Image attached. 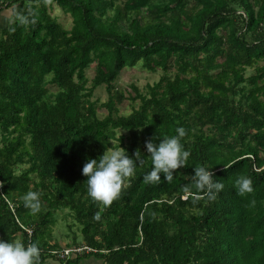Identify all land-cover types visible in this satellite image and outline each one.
<instances>
[{"label":"trees","instance_id":"obj_1","mask_svg":"<svg viewBox=\"0 0 264 264\" xmlns=\"http://www.w3.org/2000/svg\"><path fill=\"white\" fill-rule=\"evenodd\" d=\"M55 3L71 28L52 15ZM4 9L0 237L37 242L40 264H264V0H0ZM136 66L162 75L147 92L117 87ZM101 86L104 102L93 99ZM125 101L139 104L123 114ZM180 126L187 165L146 182V142ZM120 146L143 163L105 206L87 194L82 168ZM201 165L224 184L214 200L196 189ZM240 175L253 192L238 194ZM29 190L42 193L39 213L24 207ZM59 210L78 221L80 240H54ZM79 245L96 251L59 255Z\"/></svg>","mask_w":264,"mask_h":264},{"label":"clouds","instance_id":"obj_2","mask_svg":"<svg viewBox=\"0 0 264 264\" xmlns=\"http://www.w3.org/2000/svg\"><path fill=\"white\" fill-rule=\"evenodd\" d=\"M186 135V129L180 126L177 127L175 135H159L162 137L159 143L156 142V138L146 142L152 161L151 171L144 176L146 182H162L161 173L164 174L166 181H171L174 170L187 165L190 150L182 142ZM138 163H143L142 153L138 150L133 158L121 146L112 151H105L98 158H89L82 168V173L87 177V194L94 201L110 206L128 187L127 181L134 177ZM193 179L196 189L209 200H214L224 188V184L215 179L211 167L201 165L194 168ZM235 187L240 195L254 191L252 179L245 175L237 178ZM41 196L40 191H27L22 196L24 207L34 214L39 213L42 209ZM40 259L41 248L37 242L26 245L21 240H5L0 237V264H40Z\"/></svg>","mask_w":264,"mask_h":264},{"label":"rangeland","instance_id":"obj_3","mask_svg":"<svg viewBox=\"0 0 264 264\" xmlns=\"http://www.w3.org/2000/svg\"><path fill=\"white\" fill-rule=\"evenodd\" d=\"M8 14H11V11H8ZM52 15L57 17L58 20L62 24H64L65 27L71 28L72 17L70 16V14H67L64 10H62V8L58 6L56 3L53 4ZM95 67L96 64L94 63L87 70V75L89 79H92L95 76ZM254 70H255L254 68L250 67L248 70V75L251 74L252 71L254 72ZM161 75H162L161 70H158L156 72H150L146 69H142L141 66L128 67L121 72L116 82V86L119 88H127V91L131 92L130 86L131 84H135L140 88V90H142L143 92H147V85L154 84L157 81H159ZM54 90L55 88L53 87L52 91ZM93 99L95 100L99 99L102 102L106 101L108 99V92L106 90V87L101 86L97 88V90L94 93ZM138 104L139 103H135L134 105H131L130 101H125L120 108L121 113L123 114L130 113L133 107H138ZM102 113H103L102 115L103 117L107 114V111L102 109L100 114ZM124 134L129 135L126 131L119 130L118 136ZM117 143L118 141L114 140V144ZM114 149L116 148H112L110 151ZM52 234L55 241H58L65 246L66 244H70L73 241L74 237H77L80 240L81 229L78 221L75 220L73 215L69 214L67 211L59 210L58 213L56 214L55 225L52 226ZM84 264H101V261L97 260L95 257H91L85 260Z\"/></svg>","mask_w":264,"mask_h":264},{"label":"built area","instance_id":"obj_4","mask_svg":"<svg viewBox=\"0 0 264 264\" xmlns=\"http://www.w3.org/2000/svg\"><path fill=\"white\" fill-rule=\"evenodd\" d=\"M27 231L32 234L33 230L30 228H27ZM92 251H96L95 249L91 248L88 245H79L76 247H68V248H64L63 251L59 252V255L62 257L68 256L71 253H83V252H92Z\"/></svg>","mask_w":264,"mask_h":264},{"label":"crops","instance_id":"obj_5","mask_svg":"<svg viewBox=\"0 0 264 264\" xmlns=\"http://www.w3.org/2000/svg\"><path fill=\"white\" fill-rule=\"evenodd\" d=\"M8 11H11V14H8ZM12 18V10L11 9H4L0 12V28L7 27L11 22ZM3 25V27H2ZM253 72V71H252ZM251 72V74H252Z\"/></svg>","mask_w":264,"mask_h":264}]
</instances>
